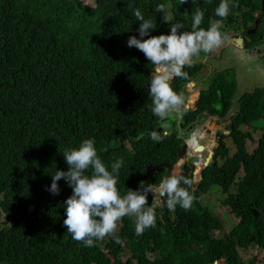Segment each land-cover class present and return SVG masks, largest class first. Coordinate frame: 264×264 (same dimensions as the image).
<instances>
[{
    "label": "trees",
    "instance_id": "16d2710c",
    "mask_svg": "<svg viewBox=\"0 0 264 264\" xmlns=\"http://www.w3.org/2000/svg\"><path fill=\"white\" fill-rule=\"evenodd\" d=\"M202 2L95 0L92 8L82 0H0V264H242L252 246L264 251V135L255 140L258 123L264 122V89L237 101L230 136L219 135L215 149V160L222 162L204 169L194 208L157 209L155 227L142 234L136 233L135 218L126 216L118 223L120 243L106 236L85 247L63 225L71 187L61 179L59 194L47 190L56 170H68L63 153L86 139L109 171L122 160L116 185L122 196L139 188L136 182L149 165L178 161L175 123L161 140L149 137L161 126L143 92L155 67L127 40L148 38L139 36L135 8L156 25L152 36L168 34L177 23L183 25L179 31H192L197 10L204 13L200 27L206 30L216 16L207 17ZM161 4L163 14L156 11ZM167 10L171 19L162 28ZM209 54L194 57L182 69L187 78L172 80L171 88L182 94L204 68L198 59ZM237 89L232 71L217 73L196 110L183 112L182 123L187 127L200 116L226 119ZM227 138L233 140V154ZM192 169L187 166L181 176L193 183ZM163 178L158 174L143 185H158ZM212 187L222 189V206L234 222L202 205ZM148 200L153 206L151 194ZM225 222L234 223L227 237L216 235Z\"/></svg>",
    "mask_w": 264,
    "mask_h": 264
},
{
    "label": "clouds",
    "instance_id": "9594fccd",
    "mask_svg": "<svg viewBox=\"0 0 264 264\" xmlns=\"http://www.w3.org/2000/svg\"><path fill=\"white\" fill-rule=\"evenodd\" d=\"M184 2L185 0H183V3ZM156 11L163 14L165 12L164 5H157ZM229 11V0H221L219 6L215 9L216 16L221 19L212 23L206 30L200 27L204 18V13L201 10H197L193 14L192 31H179L183 25L177 23L170 27V32L168 34L152 36L150 32L156 28V25L151 19H145L139 8L133 9V14L136 20L139 21V27L137 29L139 36L141 38H148L137 39L135 36H130L127 40V46L135 47L141 51L149 63L155 67V72L148 84V94L152 101L149 110L154 116L159 118L161 126L158 127L155 132L152 131L149 134V137L153 140H161L163 135H168L172 129L169 130V127H165L164 125L168 121V118L172 120L174 116L177 122L172 123L176 124L175 130L178 131L180 148L184 140H188L196 133H203L204 135L203 139H199L200 145L197 146L204 144L206 139L210 140L207 133H204V129H200L201 126H199L200 122L209 116H200L202 118L201 121L197 122L196 120V122L192 124L194 125L192 129H189L192 125L185 127L184 123H182L183 112L192 111L191 108L193 104H197L201 95L200 91L197 92L193 104L189 102L191 108H185L187 102L185 98V89L191 85L193 88L192 91H196V78L186 83L182 94L175 92L171 88L170 83L177 77L187 78V73L183 72L182 69L186 67V65L187 67L191 66L194 57H198L201 52L209 53L222 45L224 37L219 29L222 27V21L228 16ZM163 19V21L169 23L167 14L166 16L163 15ZM201 62L203 63V61ZM206 62L207 61L203 63V70L207 69L209 66ZM174 77L176 78L173 79ZM144 89L143 92H145ZM139 98L140 94L138 95V99ZM236 113H231L228 116L230 118H226V120H229V128L226 132L231 133V119ZM170 116L172 117L171 119ZM161 120L165 123L162 124ZM180 125H182V127H180ZM160 128L163 129L161 137L156 134ZM181 132L184 133V136H180ZM219 135L225 134L222 131L215 133V140L213 137V142L217 143V146L214 150H210L213 151V153L208 160V164L204 166V164L201 165L200 163L201 166H204L202 173L208 166H212V162L216 165L219 160L222 161V159L219 158L217 161L215 160V149L218 148L219 140H221V138L218 137ZM203 140L204 142H202ZM210 151H207L208 155ZM189 153L193 154V156L191 160L187 162L185 158ZM195 156L196 154L191 152L188 147L183 159L179 160L178 158V161L172 164L176 166L179 162L183 163L184 168L181 172L177 170L178 173H175L173 171L166 176V170H164V178L158 185L149 184L144 186L142 181L137 190L129 189L128 192L122 196L116 187L119 169L123 163L122 160H116L111 166V171H109L98 157L93 141L86 139L81 142L78 148L69 149L63 153L68 170H56L55 173L51 175L52 182L47 190L54 195L59 194L60 189L57 181L61 179H64L68 186L71 187L72 194L64 201L66 218L63 220V225L74 241L82 242L85 247H93L95 241L103 240L106 236H109L116 243H120V238L116 235V230L118 223L123 217L131 216L135 218V230L139 235L142 234L145 229L155 227V213L157 209H161V206H164V209L166 207L168 211H175L177 205L185 211L191 208L194 196L190 193L188 187L191 186L192 181L181 175L184 173L186 167L191 165L193 166L191 172V177L193 179L195 165L191 164V161ZM207 157H205L204 161ZM89 169L91 170V174L86 175L85 173ZM201 178L203 179L202 174ZM182 184L188 187H182ZM136 187L138 186L136 185ZM149 194H151L153 203H157V205H153L152 203L153 206H149ZM223 262L225 261L215 264H222Z\"/></svg>",
    "mask_w": 264,
    "mask_h": 264
},
{
    "label": "rangeland",
    "instance_id": "374dc122",
    "mask_svg": "<svg viewBox=\"0 0 264 264\" xmlns=\"http://www.w3.org/2000/svg\"><path fill=\"white\" fill-rule=\"evenodd\" d=\"M87 6L95 8V0H82ZM167 17L169 18L168 21L171 19V13L168 10L167 11ZM224 43L218 48L213 49L210 52L209 55H203L200 57V61H207L206 63L209 64V67L205 70H203V74L201 76H196V91H192L193 88L191 85H189L188 88L185 89V98H186V104L187 105L189 102L191 103V99L197 95H194L197 92H203L206 91L210 85V82L212 78L217 74V72L230 70L233 71L236 75L237 79V85L238 89L237 92L235 93V96L232 101V108H231V113H236L237 112V101L241 96L251 94L255 89H262L264 88V78L261 77L260 75H256L255 73H251L248 71V69H253L255 68L252 64L248 63V59H244V63L241 62L240 55L239 53L236 52V50L233 49L232 47H227L224 52L221 53V49ZM221 53V54H219ZM219 54V55H218ZM219 56V57H218ZM218 57V58H217ZM213 58V59H211ZM194 61V60H193ZM198 90V91H197ZM196 98V97H195ZM191 108V107H190ZM178 113V112H177ZM174 116V115H171ZM170 116V119L172 118ZM175 116L172 118V120H169L166 122L164 125L165 127H169V130L172 129V122H177ZM230 118V117H228ZM227 118V119H228ZM161 123L164 124L161 120ZM258 125L260 126L259 132L255 133L256 135V141L258 139H261V137L264 135V122H259ZM200 129H204V133H207V136L210 140L206 139L204 144L212 142L211 149L214 150L216 148L217 143L213 142V137L215 140V133L218 131L224 132L226 136L230 135V132H226L229 128V120H219V119H212L210 117H206L203 119L202 122L199 124ZM178 129V126H177ZM262 133V135H261ZM226 142L231 150L230 154L234 153V143L231 138H227ZM249 145L254 149L256 147V143L254 142H249ZM208 153L205 152V154L202 156L201 159H205L207 157ZM193 154L189 153L188 156L185 158V161L189 162L191 160V157ZM219 162H222L219 160ZM243 174H241L239 177L241 178ZM222 189L218 187H212L208 195L203 196L201 198V203L203 206H207L212 213L217 216L218 218H223V221H233L234 222V216L231 214L229 208L226 210L225 207L222 206V197L221 196ZM237 221V220H236ZM234 223L230 222H225V230L222 233L216 232V235L222 234L223 236L227 237L229 234L230 229ZM119 228V224L117 225V230ZM116 230V232H117ZM221 236V237H223ZM128 253H124L123 255L120 256V259L122 261L126 260L128 257ZM158 256H151V259L155 260L157 259ZM242 264H264V251L258 249L257 247H251L250 250L247 252H244L242 255Z\"/></svg>",
    "mask_w": 264,
    "mask_h": 264
},
{
    "label": "flooded vegetation",
    "instance_id": "af4514ba",
    "mask_svg": "<svg viewBox=\"0 0 264 264\" xmlns=\"http://www.w3.org/2000/svg\"><path fill=\"white\" fill-rule=\"evenodd\" d=\"M204 1L202 5L206 9V16L211 17L212 14L216 16L215 9L221 0ZM229 6V14L223 19L222 27L219 29L224 37L221 53L227 47L233 46V49L239 53L242 63L244 59H248V63L255 67L248 71L264 78V0H229ZM220 19L218 16L209 18V27ZM203 69L198 76L203 74ZM233 74L235 75L234 72Z\"/></svg>",
    "mask_w": 264,
    "mask_h": 264
},
{
    "label": "water",
    "instance_id": "95a60500",
    "mask_svg": "<svg viewBox=\"0 0 264 264\" xmlns=\"http://www.w3.org/2000/svg\"><path fill=\"white\" fill-rule=\"evenodd\" d=\"M164 20V19H163ZM168 26V23L167 22H163L162 24V28H167ZM187 67V65H186ZM176 77H174L173 79H175ZM170 83V82H169ZM148 88H149V85L144 89L145 92H148ZM192 111H195L196 110V104H193L192 106ZM188 110V109H186ZM201 117H198L197 119V122L201 121ZM180 127H182V125H180ZM194 127V125L190 126L189 129H192ZM162 132H163V129L160 128L158 131H157V135H159L161 137L162 135ZM180 136H184V133L181 132L180 133ZM190 139V138H189ZM188 139V140H189ZM188 140H184L180 150H179V153H178V158L179 160L183 159V156L184 154L186 153V151L188 150V145H187V141ZM204 150L203 146H195L193 148V152L194 154H196L195 157H193L192 161H191V164L195 165V170H194V174H193V183H192V186H191V193L192 195L194 196V201H193V205H196V190L199 186V184L201 183L202 181V178H201V174H202V170L204 168V166H206L208 164V160L209 158L211 157L213 151H210L208 157L206 158V160L204 161V166H201L200 165V162H199V159H198V156L197 154H200L202 153ZM212 166L215 165L214 162L211 163ZM184 168V164L183 163H178L176 166L172 165V164H168V163H161V164H158V165H155V166H152V165H149L146 169V174L143 176V177H140L136 183V185L138 186L142 181L145 182L146 180L148 179H151L153 177H156L158 174H161L164 172V170H166V176L170 174V172H175V173H178V172H181V170ZM178 170V172H177ZM153 205H157V203H153ZM161 209H164V206H161L160 207ZM222 264H225V262H223Z\"/></svg>",
    "mask_w": 264,
    "mask_h": 264
},
{
    "label": "bare ground",
    "instance_id": "6f19581e",
    "mask_svg": "<svg viewBox=\"0 0 264 264\" xmlns=\"http://www.w3.org/2000/svg\"><path fill=\"white\" fill-rule=\"evenodd\" d=\"M194 95H197V93H195ZM195 97H196V96H195ZM195 97H193V98L191 99V104H193V102L195 101V99H196ZM190 106H191V105L188 103V104L185 106V108H186V107L189 108ZM203 137H204L203 133H196L195 135H193V136L190 138V140L187 142V144H188V147H189V149L191 150V152H193V151H192V148H193L194 146L200 145L199 139H203ZM202 146H203V148H204L203 152L200 153V154H197V156L199 157V162L201 163V165L203 164V161H204L203 159H201V157L205 154V152L211 150L212 142L207 143V144H202Z\"/></svg>",
    "mask_w": 264,
    "mask_h": 264
}]
</instances>
